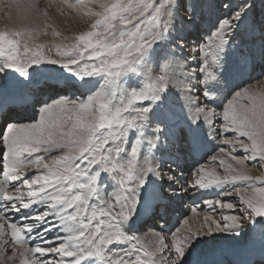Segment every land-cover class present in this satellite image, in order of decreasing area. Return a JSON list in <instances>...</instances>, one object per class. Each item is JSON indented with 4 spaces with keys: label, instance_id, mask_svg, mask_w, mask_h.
Segmentation results:
<instances>
[{
    "label": "snow or ice",
    "instance_id": "6c2138e0",
    "mask_svg": "<svg viewBox=\"0 0 264 264\" xmlns=\"http://www.w3.org/2000/svg\"><path fill=\"white\" fill-rule=\"evenodd\" d=\"M5 3L0 264H224L199 259L201 238H238L245 214L259 218L264 241V175H251L246 166L264 168V10L255 14L254 0H221L203 58L188 75L178 50L203 8L200 0H60V13L87 28L64 36L71 42L55 45V57L39 42L53 27L48 9L38 0H0ZM13 74L18 78L9 81ZM177 89L184 93L179 108ZM206 126L226 146L209 161L223 174L200 164L183 185L178 174L162 176L164 156L178 162L206 151ZM191 189L235 194L244 212L222 221L205 215L170 242L162 231L148 242L135 234L138 223L163 219L173 197ZM204 203L235 207L220 199Z\"/></svg>",
    "mask_w": 264,
    "mask_h": 264
},
{
    "label": "bare ground",
    "instance_id": "6f19581e",
    "mask_svg": "<svg viewBox=\"0 0 264 264\" xmlns=\"http://www.w3.org/2000/svg\"><path fill=\"white\" fill-rule=\"evenodd\" d=\"M201 2V1H200ZM206 6H203L196 15V19L199 18L201 21V28L197 25V20L195 24H190L184 31V41L182 43L185 44L183 50H178L180 53V57L184 59L180 60V63L184 65L182 68L183 75H188L190 69H198L199 61L203 58L201 55V50L204 48L206 39L208 40L211 38V32L214 31L212 25L215 22L216 15H217V8L214 4L213 0L206 1ZM39 6L44 9L47 8L48 11L53 9H59L60 0H38ZM8 11L9 9L5 5L0 6V27L5 26L9 23L8 20ZM181 15H185V13L181 12ZM51 17V16H50ZM201 17V18H200ZM49 23L53 25V27L48 29V34L45 36H41L39 42L46 43L47 47L45 49L48 55L53 53V49L56 50L55 45L57 44H64L66 41L64 39H55L53 40L51 37V33L53 31H59L62 33V36L70 37L71 34H67L65 32V26L59 22L54 21L53 19L49 20ZM82 21L76 22V25H81ZM82 30V29H81ZM211 30V31H210ZM210 32V33H209ZM198 37V38H195ZM68 42H71L70 40ZM258 42V38H257ZM199 43L202 44L199 47ZM259 45L257 46V48ZM198 51V58H196L197 50ZM51 50V53H49ZM195 57L196 59H193ZM185 60L187 63L185 64ZM258 68V69H257ZM257 74H259V61L257 60ZM255 75V72L252 73ZM178 77L180 76V72L177 73ZM12 76V75H9ZM42 80H47L48 75H43L40 77ZM48 82L52 83L54 81L48 80ZM193 83H196L195 79L193 78ZM239 82V81H237ZM259 86V85H258ZM71 95V93H68ZM77 95L79 93H76ZM199 95V93H196ZM184 93L177 89V96L176 99V106L179 108L180 104L184 103L183 100ZM44 99H48V96L43 97ZM201 101L203 102V97H201ZM213 107H217V111H220V107L218 104L212 105ZM39 107V106H37ZM27 122V121H25ZM206 130L209 132V140L210 143L204 153L200 156L205 157V161L200 163L196 160L195 157L192 156H184L181 155L178 162H174V159L169 156H164V163L161 164V175L165 178L169 174H178L182 177L181 185L185 183V181H191L192 179V172L200 166V164H208L210 168H216L218 172L223 174V170L218 164L210 163V156L218 150V147H226L219 144V138L215 140L212 139L213 132L212 129H208L206 126ZM230 137L232 136L231 133L228 134ZM239 155V153H236ZM158 156L160 154H157ZM249 162L246 161V166L249 174L254 176H259L261 173L253 168H250ZM169 168L172 169V172H169ZM258 168H260L258 166ZM259 170H262L259 169ZM28 175L34 174V170L28 169L26 170ZM163 185L164 191L171 194L173 189L168 187V183L165 181H160ZM177 192H179V186L177 187ZM230 190V186H229ZM219 192L218 189H209V190H200V189H191L187 193H180L178 196H174L172 201L169 202L170 207L168 211L164 214V220L160 218L156 219H149L145 218V220L141 221L136 225L135 234L140 236L146 242L152 241L153 237L152 234L154 232L162 231L165 237L166 242H170L171 236L174 233L179 232L183 234L186 227H196L197 224L203 222V217L205 215L212 216L216 220H221L224 215H240L244 212V206H242L238 198L235 194L229 197H224L217 195ZM220 199L222 201L232 202L234 203L235 207L232 210L227 209H219V207H212L209 208L204 201L205 200H215ZM195 208L196 212L194 213L191 209ZM245 216V215H244ZM243 216V217H244ZM242 217L241 222L243 224V232L240 236L233 237L230 233H215L212 236H204L201 238L202 242L199 244L197 252L199 259L202 261H210L214 258H219L224 261V263H231L233 258L240 257L243 259H252L255 256L262 257L264 256V241L261 240L260 235V227H259V218L255 220L244 219ZM162 220V221H160ZM188 220L189 224L186 226L184 225V221ZM47 238H53L50 234ZM40 243H43L40 241ZM154 246V243H153ZM8 255H11V250H9ZM52 257H49L51 259ZM170 259V257H169ZM13 264H19V260L13 262Z\"/></svg>",
    "mask_w": 264,
    "mask_h": 264
},
{
    "label": "rangeland",
    "instance_id": "374dc122",
    "mask_svg": "<svg viewBox=\"0 0 264 264\" xmlns=\"http://www.w3.org/2000/svg\"><path fill=\"white\" fill-rule=\"evenodd\" d=\"M200 1L203 4V6H206V3H207L206 1H208V0H200ZM213 2L217 6L221 2V0H213ZM249 2L251 3V2H253V0H249ZM254 2H255V5H256L254 12H255V14L258 15L262 10H264V0H254ZM49 14L51 16V19H53L54 21L59 22V23H61V24H63L65 26V30H66L65 32H67L68 35L71 34L70 37L73 36L74 34H77V33L81 32V31H83V30H86V28H87V24L86 23H82L81 25L77 26L76 22L77 23L80 22L79 20L73 19L72 17H70L68 15L61 14L58 9L57 10L53 9L51 11L49 10ZM196 20H197V25L196 26L201 28L200 26H201V21L202 20H200L199 18H197ZM47 35H49V34H47ZM50 35H51L53 40H55V39H64L63 36H55L53 33H51ZM195 38H198V37L195 36ZM210 39L211 38H209L208 40L206 39L205 44L207 42H209ZM64 41H66V43H64V44L70 43V42H68L69 40L64 39ZM61 45H63V44H61ZM201 45L202 44L199 43V47ZM256 45L257 46L259 45V39H258V42L256 41ZM198 51H200V48L197 50L196 58L199 57V56H197L198 55ZM49 53H51V50H49ZM51 55L55 57L57 55L56 50L53 49V53ZM47 67L48 68H55V67H58V66L49 65ZM257 69L255 71V75L257 74ZM43 75H48L49 76L50 74L49 73H44ZM17 78H18V74H13L12 76L8 77V80L9 81H15ZM248 166L250 168H253V169L257 168L256 170H258L261 173V175H264V168H262V167H260V168L253 167L250 163H249ZM261 168H262V170H259ZM243 218L245 220L247 219L246 214H245V216Z\"/></svg>",
    "mask_w": 264,
    "mask_h": 264
}]
</instances>
